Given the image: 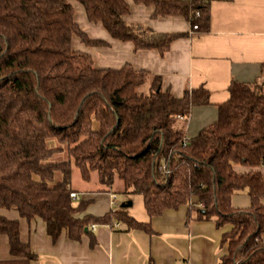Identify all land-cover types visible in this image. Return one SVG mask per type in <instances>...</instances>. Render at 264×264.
I'll return each mask as SVG.
<instances>
[{
	"label": "trees",
	"instance_id": "trees-1",
	"mask_svg": "<svg viewBox=\"0 0 264 264\" xmlns=\"http://www.w3.org/2000/svg\"><path fill=\"white\" fill-rule=\"evenodd\" d=\"M75 1L89 22L134 49L163 55L186 34L125 21V0ZM132 1L151 7L152 17L182 16L198 32L209 29L211 0ZM73 37L105 44L80 27L68 0H0V208L39 217L53 242L64 232L72 240L88 234L93 245L92 224L152 233L120 202L87 213L90 200L70 196L76 167L85 181L95 172L103 190L119 180L122 194H140L149 216L185 204L190 218L212 220L226 246L219 264H264V76L231 80L215 119L187 137L193 107L210 103L208 89L176 97L148 70L96 67ZM239 193L247 206L232 204ZM0 233L10 254L0 264L36 258L17 219L0 214Z\"/></svg>",
	"mask_w": 264,
	"mask_h": 264
},
{
	"label": "crops",
	"instance_id": "crops-1",
	"mask_svg": "<svg viewBox=\"0 0 264 264\" xmlns=\"http://www.w3.org/2000/svg\"><path fill=\"white\" fill-rule=\"evenodd\" d=\"M125 1L129 4L125 21L141 23L155 31L186 34L173 40L163 55L155 49H134L132 42L112 38L100 23L87 22L80 8L78 19L85 24L80 27L105 44L85 46L74 40L75 48L84 46L93 61L97 55L92 48H98L101 63L108 62L114 67L129 63L135 69L158 74L162 88L168 87L176 97L185 89L200 85L208 89L210 103L193 107L186 124L187 136L195 135L215 119L217 105L228 98L231 80L253 82L263 78L264 0H211L206 32L191 28L182 16L152 17L151 7ZM259 168L264 178V165ZM114 186L115 183L107 190L100 186L92 190L73 188L75 200L89 199L86 212L102 215L117 203L130 199L128 213L138 221L148 222L152 233L125 230L121 224L95 225L91 229L95 237L93 245L88 234L72 240L64 232L53 242L39 217L27 220L16 210L5 208H0V214L18 220L20 239L28 242L36 254L28 264H219L226 246L220 244L222 230L212 220L190 218L185 204L149 216L140 194H122L121 184L115 189ZM231 201L235 206H247L249 199L245 193H239ZM9 257L7 236L0 233V259Z\"/></svg>",
	"mask_w": 264,
	"mask_h": 264
},
{
	"label": "rangeland",
	"instance_id": "rangeland-1",
	"mask_svg": "<svg viewBox=\"0 0 264 264\" xmlns=\"http://www.w3.org/2000/svg\"><path fill=\"white\" fill-rule=\"evenodd\" d=\"M69 2H71V3H73V7H74V10H75V20L78 22V24L82 27V25H85V24H83V22H81L79 19H78V14H80V12H83V9H81L80 10V12H79V9L80 8H82L81 6H80V4L78 3V2H76L75 0H68ZM83 15H84V12H83ZM86 22V21H85ZM87 22H89V21H87ZM87 25V24H86ZM87 28H88V25H87ZM86 28V29H87ZM74 40H77V38H72V47H76L75 46V41ZM82 45H84V44H82ZM80 49H84V46L83 47H81ZM92 50H93V53L95 54V55H97L96 56V58H95V56H94V61H93V63H94V66H97V67H106V66H109V67H114V66H112V65H114V64H108V62H106V63H101V62H99V53H100V51H99V49L98 48H92ZM55 177H56V179H60V177H61V174H60V172H56V174H55ZM70 182H71V186H72V188H75V189H87V190H92V189H94L95 187H97V186H100V184H99V182H98V180H97V175H96V173L95 172H92V174H91V178H90V180H88V181H85V180H82L81 179V177H80V174H79V171H78V169L76 168V167H73L72 168V172H71V177H70ZM120 184H121V182L119 181V180H117L116 182H115V186H114V189L117 187V186H120ZM118 188H120V187H118ZM113 189V190H114Z\"/></svg>",
	"mask_w": 264,
	"mask_h": 264
},
{
	"label": "built area",
	"instance_id": "built-area-1",
	"mask_svg": "<svg viewBox=\"0 0 264 264\" xmlns=\"http://www.w3.org/2000/svg\"><path fill=\"white\" fill-rule=\"evenodd\" d=\"M198 14V13H196ZM197 26L196 25H193V29H195ZM188 137V136H187ZM70 196L73 198V199H76L77 198V194L75 192H70ZM95 228V225L92 224L91 225V229H94Z\"/></svg>",
	"mask_w": 264,
	"mask_h": 264
},
{
	"label": "water",
	"instance_id": "water-1",
	"mask_svg": "<svg viewBox=\"0 0 264 264\" xmlns=\"http://www.w3.org/2000/svg\"><path fill=\"white\" fill-rule=\"evenodd\" d=\"M131 205V200L128 199V200H124L120 203V206L122 207H129Z\"/></svg>",
	"mask_w": 264,
	"mask_h": 264
}]
</instances>
